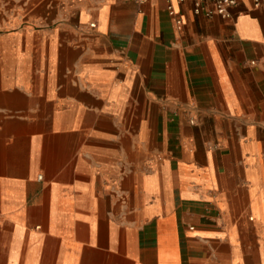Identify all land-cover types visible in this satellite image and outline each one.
Listing matches in <instances>:
<instances>
[{"label":"crops","instance_id":"obj_1","mask_svg":"<svg viewBox=\"0 0 264 264\" xmlns=\"http://www.w3.org/2000/svg\"><path fill=\"white\" fill-rule=\"evenodd\" d=\"M171 5L0 0V264H264V8Z\"/></svg>","mask_w":264,"mask_h":264},{"label":"built area","instance_id":"obj_2","mask_svg":"<svg viewBox=\"0 0 264 264\" xmlns=\"http://www.w3.org/2000/svg\"><path fill=\"white\" fill-rule=\"evenodd\" d=\"M136 1L142 2L144 0H136ZM173 1L183 2L185 0H166L168 4L167 9L171 16L175 15L174 10L171 5ZM192 1L194 2L195 13H199L201 12V10H203L206 16L220 15L224 18L229 17V8L234 6L237 2V0H192ZM205 4H210L211 6L208 8H204ZM253 5L254 7L264 8V0H253ZM177 22L179 23L180 21L177 20Z\"/></svg>","mask_w":264,"mask_h":264},{"label":"bare ground","instance_id":"obj_3","mask_svg":"<svg viewBox=\"0 0 264 264\" xmlns=\"http://www.w3.org/2000/svg\"><path fill=\"white\" fill-rule=\"evenodd\" d=\"M96 244V243H95Z\"/></svg>","mask_w":264,"mask_h":264}]
</instances>
